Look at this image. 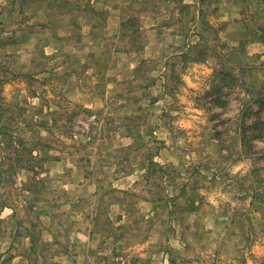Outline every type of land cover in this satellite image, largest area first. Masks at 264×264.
<instances>
[{
	"label": "rangeland",
	"instance_id": "374dc122",
	"mask_svg": "<svg viewBox=\"0 0 264 264\" xmlns=\"http://www.w3.org/2000/svg\"><path fill=\"white\" fill-rule=\"evenodd\" d=\"M35 1L0 0V264H264V0Z\"/></svg>",
	"mask_w": 264,
	"mask_h": 264
},
{
	"label": "crops",
	"instance_id": "0c3cea01",
	"mask_svg": "<svg viewBox=\"0 0 264 264\" xmlns=\"http://www.w3.org/2000/svg\"><path fill=\"white\" fill-rule=\"evenodd\" d=\"M89 1H90L89 7L94 12H97L98 10L102 9V6L99 3V0H92V1L89 0ZM122 1H125V2H121L119 5H117L118 7H116V9L110 13V16L108 18V20H109L108 23L110 25H112V26H115V25H118V24L120 25V22L122 21L123 17H126V15H127L128 6H124V4L125 3H128V2L126 0H122ZM35 2H38L40 4V6H42L43 8H45L47 10V14L48 15L50 14L52 16V18L50 20L51 22H48V21L43 22V26L44 27H46V26H49V27L52 26L53 25L52 24L53 21H55V24L59 22V15H60L59 12H61V11H58V8H56V7H54V8L53 7H50L48 5V2L46 0H38V1H35ZM46 22H48L49 24L48 25H45ZM111 22L112 23L118 22V24L117 23L116 24H111ZM118 26H116V27H118ZM45 35H46V37H45L44 41H45V44L46 43L49 44L48 46H50V49H51L49 51L52 52V51L67 50L68 49V46H69L70 43L68 42V40L66 39V37H64V36H56V37L55 36H48L49 34H45ZM14 44H16V43H14ZM26 45L27 44L24 43L23 45L20 46V48H19L20 50H17V48H14L15 49L14 51H17V53H19V55H21V53L24 52L27 47H30V46H26ZM95 46L98 48V44L97 43L95 44ZM78 89H81V91L83 93L85 92L83 86H80V87L77 86V89L76 90H78ZM77 96H79V95H77ZM34 155H36V154H34ZM19 259L21 261H23L24 259H26V257L20 255L19 256Z\"/></svg>",
	"mask_w": 264,
	"mask_h": 264
},
{
	"label": "trees",
	"instance_id": "16d2710c",
	"mask_svg": "<svg viewBox=\"0 0 264 264\" xmlns=\"http://www.w3.org/2000/svg\"><path fill=\"white\" fill-rule=\"evenodd\" d=\"M255 101L258 102V104H260V109L261 107H264V96H258L255 98ZM244 141L248 142L247 141V136L246 134H244ZM248 145L252 147V144L250 142H248ZM251 147H248L249 149H252ZM31 151V150H30ZM31 154L34 158H38V156L34 155L31 151Z\"/></svg>",
	"mask_w": 264,
	"mask_h": 264
}]
</instances>
